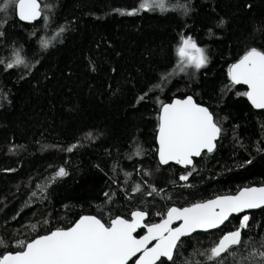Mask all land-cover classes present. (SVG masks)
I'll use <instances>...</instances> for the list:
<instances>
[{
  "label": "trees",
  "instance_id": "obj_1",
  "mask_svg": "<svg viewBox=\"0 0 264 264\" xmlns=\"http://www.w3.org/2000/svg\"><path fill=\"white\" fill-rule=\"evenodd\" d=\"M39 1L42 17L33 24L21 22L14 5L0 11V256L84 214L108 222L139 209L155 223L173 205L264 185V111L228 74L248 50H264V0H168L167 12L136 15L122 13L141 0ZM182 36L206 50L205 67L178 70ZM17 50L29 67L6 69ZM188 95L222 127L215 150L195 158L194 170L161 165L157 152L161 105ZM60 167L68 175L50 182ZM248 215L241 245L222 264H258L250 253L264 241V208ZM242 217L183 239L173 261L159 264H217L207 250Z\"/></svg>",
  "mask_w": 264,
  "mask_h": 264
},
{
  "label": "snow or ice",
  "instance_id": "obj_2",
  "mask_svg": "<svg viewBox=\"0 0 264 264\" xmlns=\"http://www.w3.org/2000/svg\"><path fill=\"white\" fill-rule=\"evenodd\" d=\"M9 5L15 6L19 19L24 21H34L43 11L38 0H7L0 11L6 10ZM155 10L167 12L168 0H141L138 9L122 14L136 15L139 11ZM64 31V28H60L56 37L41 40V47L48 49L53 39H58ZM2 35L0 32V36ZM175 54L180 72L189 67L199 70L209 62L206 50L198 46L191 36L180 38ZM0 63L4 62L0 60ZM4 66L6 69L29 67L20 50L15 51L13 58ZM228 74L232 86H247V91L240 95L246 96L254 108L264 110V50L251 48L238 62L231 65ZM167 78L163 77L165 80ZM145 96L139 99L143 100ZM221 134L222 127L214 114L209 108L198 104L192 96L162 104L158 128L159 162L161 165L174 162L194 170L193 158L200 157L205 152L212 153ZM75 147L76 145L67 151L71 152ZM136 154H140L139 149ZM67 175L66 169L60 167L50 178V182ZM191 175L192 172H187L179 179L188 181ZM48 186H39L40 191L46 192ZM133 191H141V186L137 184ZM155 191L153 188L147 195L152 196ZM32 195L36 196V193ZM108 195L105 193V196ZM260 208H264V187H246L235 195L217 196L187 207L172 206L166 213L156 214L162 217L158 223H145L149 213L139 209L133 211L129 219L116 216L108 222L95 215H84L69 228H57L30 242H18L17 247L21 250L0 256V264H129L137 254L139 256L134 264H158L161 258L171 262L182 237L200 230L216 229L233 214ZM249 219V215H243L237 230L224 234L208 249L207 260L222 264L223 254L229 253L234 246L241 245L242 231L248 227ZM177 222L179 225L173 227ZM142 228L146 229V234L137 238L135 233ZM2 245L3 241H0V246ZM250 257L253 261L259 258L258 264H264V241L259 249L250 253Z\"/></svg>",
  "mask_w": 264,
  "mask_h": 264
},
{
  "label": "water",
  "instance_id": "obj_3",
  "mask_svg": "<svg viewBox=\"0 0 264 264\" xmlns=\"http://www.w3.org/2000/svg\"><path fill=\"white\" fill-rule=\"evenodd\" d=\"M38 2L40 3V5H41V2L38 0ZM41 9H42V6H41ZM16 14H17V17H18V19H19V16H18V13H17V10H16ZM41 17H42V12H41V16L40 17H38L37 19H35L34 21H24V20H21V19H19L21 22H24V23H28V24H33V23H35V22H37V21H39L40 19H41ZM242 58V57H241ZM236 62H238V60L236 61ZM236 62H234V63H236ZM233 63V64H234ZM232 64V65H233ZM238 86H244V87H246V89H247V86L246 85H238ZM188 96H191V95H188ZM188 96H185V97H174L171 101H169V102H167V103H165V104H170V103H172V102H174L176 99H185L186 97H188ZM193 97V96H192ZM247 98V97H246ZM193 99L196 101V99L193 97ZM248 100V99H247ZM249 101V100H248ZM197 102V101H196ZM198 104H200V105H202V106H205V107H207L206 105H204V104H201V103H199V102H197ZM249 103H250V101H249ZM251 104V103H250ZM252 106V105H251ZM253 107V106H252ZM208 108V107H207ZM254 108V107H253ZM254 109H256V108H254ZM210 110V109H209ZM256 110H261V109H256ZM264 111V110H263ZM160 114H161V110H160ZM219 140V139H218ZM216 145H217V142H216ZM157 146L159 147V144H158V133H157ZM195 158H198V157H194L193 158V160L195 159ZM158 159H159V157H158ZM170 163H174V162H170ZM169 163V164H170ZM175 164V163H174ZM181 166V165H180ZM181 167H183V166H181ZM183 168H185V167H183ZM246 187H264V185H251V186H245V187H242L240 190H242L243 188H246ZM239 190V191H240ZM239 191H237L236 193H233V194H223V195H235V194H237ZM223 195H218V196H223ZM215 197H217V196H215ZM215 197H213V198H210V199H214ZM207 200H209V199H207ZM207 200H205V201H207ZM202 202V201H201ZM173 206H176V207H180V206H177V205H173ZM187 206H189V205H187ZM187 206H183V207H187ZM172 207V206H171ZM262 208H260V209H252V210H246V212H244V213H240V214H233L232 216H230L229 217V219L227 220V221H225V223L223 224V225H221L220 227H218V228H216V229H211V230H208V231H202V230H200V231H197L196 233H193L192 235H190V236H187V237H182L181 238V241L183 240V239H185V238H188V237H191V236H193V235H195V234H197V233H209V232H213V231H216V230H219V229H221V228H223L228 222H229V220L233 217V216H243V215H248V213H250V212H256V211H259V210H261ZM84 215H93V214H84ZM84 215H82V216H84ZM149 216V215H148ZM81 217V216H80ZM79 217V218H80ZM123 217V216H122ZM125 218V217H124ZM79 220V219H78ZM77 220V221H78ZM148 220V217H147V219L145 220V223H146V221ZM76 221V222H77ZM160 222V221H159ZM156 223H158V222H156ZM74 225V224H73ZM72 225V226H73ZM179 225V222H177L176 224H174L173 225V227H176V226H178ZM71 227V226H70ZM69 228V227H68ZM57 229V228H56ZM53 230H55V229H53ZM140 229H138L137 230V232L139 231ZM237 230V229H236ZM234 231V230H233ZM229 232H231V231H229ZM49 233V232H48ZM48 233H46V234H48ZM228 233V232H227ZM46 234H42V235H46ZM137 233H135V235H136ZM145 234H146V232H145ZM226 234V233H225ZM144 235V234H143ZM242 235H243V233H242ZM40 236V235H39ZM38 237V236H37ZM140 236H137V238H139ZM36 238V237H35ZM222 238V237H221ZM31 241V240H30ZM30 241H28V242H30ZM155 243V241H153L152 242V244H154ZM181 243V242H180ZM152 244H150L149 245V247H151L152 246ZM176 252V251H175ZM175 252H174V255H175ZM14 253V252H13ZM138 256H139V254H137V257H133V259L131 260V261H129V264H134V261L138 258ZM162 260H167L166 258H161V261ZM160 261V262H161ZM160 262H158V264L160 263Z\"/></svg>",
  "mask_w": 264,
  "mask_h": 264
},
{
  "label": "flooded vegetation",
  "instance_id": "obj_4",
  "mask_svg": "<svg viewBox=\"0 0 264 264\" xmlns=\"http://www.w3.org/2000/svg\"><path fill=\"white\" fill-rule=\"evenodd\" d=\"M159 222V221H158ZM146 223H150L149 222V219L146 221ZM156 223V222H155ZM222 229V228H221ZM220 230V229H219ZM217 231V230H216ZM145 232H146V229H140L138 232H137V234H136V236H142L143 234H145ZM214 232V231H213ZM210 233V232H209Z\"/></svg>",
  "mask_w": 264,
  "mask_h": 264
}]
</instances>
